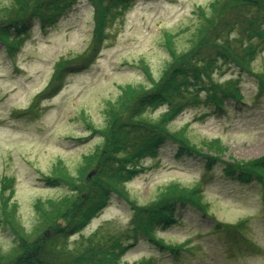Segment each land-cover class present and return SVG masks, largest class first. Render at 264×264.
Instances as JSON below:
<instances>
[{"label":"rangeland","instance_id":"obj_1","mask_svg":"<svg viewBox=\"0 0 264 264\" xmlns=\"http://www.w3.org/2000/svg\"><path fill=\"white\" fill-rule=\"evenodd\" d=\"M212 1L133 0L128 11L107 28L102 42L93 45L92 6L87 0H77L50 27L41 29L40 22L33 19L21 47L11 56L0 43V187L3 177L11 180L4 196L13 193L8 207H16V220L23 231L31 233L41 221L37 201L59 200L69 193L63 184L48 185L42 174H65L64 165L69 175L84 177L83 156L92 155L101 143L98 134L90 136L85 123L100 129L106 123L107 103H114L129 88L146 89L160 79L172 60L165 47L166 35H172L176 54L188 52V42L201 21L199 11H207ZM11 2L0 0V6ZM69 61L73 62L61 91L35 104L34 112L29 111L32 99L53 83L49 81L55 65L65 66ZM251 71H264V49L251 62ZM248 73L230 65L213 75L218 82L240 78L238 86L248 105L238 108L230 103L226 112L220 113L211 105L197 103L184 110L171 130L185 129L186 137L198 145L219 142L225 150L223 161L263 157L264 92L255 95L256 79ZM166 109L149 110L144 117L154 123ZM141 165L144 170L126 185L127 201L112 196L83 230L84 236L100 231L105 236L122 237L134 206L152 203L173 184L191 188L205 182L204 200L216 220L250 218L247 234L256 247H233L232 257L223 253L220 245L211 248L217 237L210 230L212 221L187 205L180 207L177 224L157 228L156 236L166 243L190 241V246L207 253V257H189L187 264H264V198L256 183L227 177L221 171L222 163L215 164L205 177L201 159L177 156L175 146L167 141L156 158H145ZM77 240L78 235L70 237L67 248L73 249ZM13 247V236L0 225V251L7 253ZM151 259L153 264H173L166 252L143 238L122 261L135 264Z\"/></svg>","mask_w":264,"mask_h":264},{"label":"trees","instance_id":"obj_2","mask_svg":"<svg viewBox=\"0 0 264 264\" xmlns=\"http://www.w3.org/2000/svg\"><path fill=\"white\" fill-rule=\"evenodd\" d=\"M13 1L9 6H0V43L8 55L21 46L32 18H36L44 29L53 25L77 0H16L12 4ZM87 1L92 6L93 45L102 42L107 36V28L121 18L133 2ZM199 14L201 21L188 42V52L176 54L172 35H166L165 47L172 60L160 79L146 89L142 86L129 88L114 103H107L106 123L100 129L85 123L90 136L98 134L101 143L92 155L83 156L87 170L81 174H85L84 177L69 175L64 165L62 172L65 174H42L48 185L63 184L69 193L59 200L37 201L35 206L41 214V221L31 233L18 225L16 207H8L13 193L7 197L4 194L8 192L11 180L2 178L0 225L13 236L14 247L7 253L0 251V264H129L122 259L131 243L142 238L166 252L173 264L186 263L188 256L207 257L202 249L190 246V241L166 243L156 236L157 228L167 229L177 224L176 215L185 205L212 220L210 228L217 237L211 248L220 245L221 251L232 257L237 247H256L247 234L246 225L250 218L235 222L216 220L204 200L205 182L191 188L173 184L152 203L134 206L133 218L122 237L114 238L107 233L106 237L100 231L89 237L82 233L107 206L112 195L127 201L126 185L142 171V160L156 158L166 141L175 146L177 156L201 159L205 177L215 164L222 163L221 171L227 177L241 183L254 182L264 188V156L248 161H223L225 150L219 142L198 145L186 137L185 129L171 130L170 126L184 110L197 106V103L203 102L216 110H223L227 100L247 103L238 86L240 78L222 82L214 80V73L221 71L223 66L233 65L242 72H249L256 79L257 94L264 92V71H251V62L264 49V0H213L207 11L201 10ZM71 62L65 66L64 63L55 65L49 81L53 83L32 99L29 111L34 112L35 104L60 91ZM160 107L167 109L158 121L152 123L144 117L149 110ZM58 166L61 168L62 164ZM91 171L95 175L87 180ZM46 232L50 234L49 238ZM74 235H78V240L74 248L69 249L66 242ZM135 264H153V260Z\"/></svg>","mask_w":264,"mask_h":264},{"label":"water","instance_id":"obj_3","mask_svg":"<svg viewBox=\"0 0 264 264\" xmlns=\"http://www.w3.org/2000/svg\"><path fill=\"white\" fill-rule=\"evenodd\" d=\"M93 175V172L88 175V178H90Z\"/></svg>","mask_w":264,"mask_h":264}]
</instances>
